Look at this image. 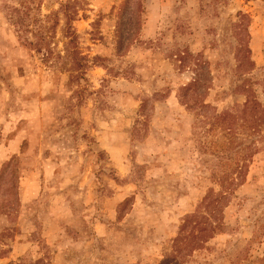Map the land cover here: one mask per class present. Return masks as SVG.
I'll use <instances>...</instances> for the list:
<instances>
[{"label": "rangeland", "instance_id": "1", "mask_svg": "<svg viewBox=\"0 0 264 264\" xmlns=\"http://www.w3.org/2000/svg\"><path fill=\"white\" fill-rule=\"evenodd\" d=\"M189 55L205 104L264 107V0H0V264H264V127L225 190L179 101ZM198 212L215 234L178 251Z\"/></svg>", "mask_w": 264, "mask_h": 264}, {"label": "trees", "instance_id": "2", "mask_svg": "<svg viewBox=\"0 0 264 264\" xmlns=\"http://www.w3.org/2000/svg\"><path fill=\"white\" fill-rule=\"evenodd\" d=\"M13 11L18 12L16 9ZM70 35H72V32ZM188 57L189 64L194 65V75L188 84L180 87L179 101L194 114V129L200 131L204 140L206 137L213 138L210 142L203 141L202 146L205 150L209 146L213 147L212 152H214L217 160L215 173L216 175L220 174L216 176V180L222 188L229 190L232 186L243 184L242 182L248 170V163L257 152L256 136L259 135L260 128L264 127V107L254 99L251 89L247 86L238 88L246 94L245 103L238 114L231 110L218 112L214 107L205 104L204 97L208 84L204 83L206 70L203 66L206 63L203 62L202 66L199 65L198 67L199 56L192 57L189 55ZM236 58L238 61L237 69L239 70H247L253 66L247 48L238 50ZM75 64L79 65V60H76ZM215 152L219 154L217 155ZM226 195L228 194H225V192L216 194V200L214 199L211 202H218ZM206 199L207 197H204V200ZM208 205L209 203L206 202L204 208H207ZM209 213H212L211 210ZM199 214L198 212L188 215L183 220L180 233L174 240L180 242L178 248H176L177 250L181 245H187V242L197 243L196 245H198L215 234V226L208 223L207 216L204 217ZM34 264L50 263L38 259Z\"/></svg>", "mask_w": 264, "mask_h": 264}, {"label": "crops", "instance_id": "3", "mask_svg": "<svg viewBox=\"0 0 264 264\" xmlns=\"http://www.w3.org/2000/svg\"><path fill=\"white\" fill-rule=\"evenodd\" d=\"M156 5H157L156 10L153 9L155 6L152 8L153 15L151 14L150 16L149 14H146L147 11H145L143 24L140 29V38H144V39L151 38L155 34L156 24H158L159 19L163 16V15H159V12H161L160 5H158V3ZM107 149H109V146H107Z\"/></svg>", "mask_w": 264, "mask_h": 264}]
</instances>
